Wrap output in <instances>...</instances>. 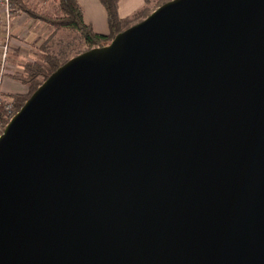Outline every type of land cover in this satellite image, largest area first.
Masks as SVG:
<instances>
[{
	"label": "water",
	"instance_id": "water-1",
	"mask_svg": "<svg viewBox=\"0 0 264 264\" xmlns=\"http://www.w3.org/2000/svg\"><path fill=\"white\" fill-rule=\"evenodd\" d=\"M0 264H264V0H171L73 57L0 136Z\"/></svg>",
	"mask_w": 264,
	"mask_h": 264
},
{
	"label": "trees",
	"instance_id": "trees-1",
	"mask_svg": "<svg viewBox=\"0 0 264 264\" xmlns=\"http://www.w3.org/2000/svg\"><path fill=\"white\" fill-rule=\"evenodd\" d=\"M13 1L19 4L23 12L29 15L32 19H36L49 25L55 30V32L63 28H72L77 30L81 33L87 45H89V49L103 47L110 44L119 33L127 30L137 23H140L151 14L148 12L147 8H143L132 17L121 19L119 16L120 0H100L106 11L110 30V34L108 36H104L95 33L93 29L85 23L83 11L76 0H56L58 10L53 16L30 9L22 0ZM168 1L171 0H166L164 3ZM146 3H150V0H146ZM163 4L159 3L156 6V9ZM50 50V48L47 50L46 47H43V52L45 53L42 55V62L28 63L25 68V77H20L21 82L25 86H29L31 92L30 97L37 91L45 80H47L55 71H57V69L68 61L59 59L58 56L53 52H50ZM14 98L18 110H20L25 101L29 99L26 98L25 100V98L16 96ZM2 115V112H0V136L8 123V120Z\"/></svg>",
	"mask_w": 264,
	"mask_h": 264
},
{
	"label": "crops",
	"instance_id": "crops-1",
	"mask_svg": "<svg viewBox=\"0 0 264 264\" xmlns=\"http://www.w3.org/2000/svg\"><path fill=\"white\" fill-rule=\"evenodd\" d=\"M76 1L83 11L85 23L90 26L95 33L108 36L110 34L108 18L100 0ZM153 1L156 2V7L163 0ZM146 4V0H120L119 16L121 19H127L129 17H132L135 13L142 10L146 6ZM38 22L30 17H27L25 13L16 17L13 20L12 47L8 69L9 74L8 77L5 79L7 81V94H16L21 91V88H19L18 85V81L14 80L12 78V75L17 72L19 65L24 60H22V55H20L22 48L24 49L27 46V42H30L29 45L39 48V54L37 55V57L41 55L42 59V55H44L45 52H43V48H41V46H45V44L47 43V39L51 37L53 32H55V30L49 25ZM18 56H20L21 58L17 63V60H14V58H19ZM27 56L28 55H26V57ZM26 57L24 56L23 58Z\"/></svg>",
	"mask_w": 264,
	"mask_h": 264
},
{
	"label": "rangeland",
	"instance_id": "rangeland-1",
	"mask_svg": "<svg viewBox=\"0 0 264 264\" xmlns=\"http://www.w3.org/2000/svg\"><path fill=\"white\" fill-rule=\"evenodd\" d=\"M22 1L30 9H34L36 11H39L40 13H44L47 15L53 16L55 14V12L58 10L56 0H54V1H49V0H22ZM165 1L166 0L161 1L160 4H163ZM155 4H156L155 1L150 0V3L146 4V6L144 8H147L148 12L152 13L156 10ZM17 5L19 6V4H17ZM23 13H25V12H23V10H22V14ZM27 17H30V16L27 15ZM34 20H36V19H34ZM36 21L38 22V20H36ZM41 23L43 24V22H41ZM19 35H21V34H19ZM46 42L47 43L45 44V46L43 45V46H41V48L46 47L47 50H48V48H50L51 49L50 52H53L54 54H56L58 56V58L61 60H70L73 57L80 55V54L84 53L87 49H89V45H87V43L84 41V38L82 37L81 33L78 32L77 30L72 29V28H63L61 30H57L56 32H53L51 37L48 38ZM29 44H30V42H27V46L24 49L22 48L21 54L19 53L20 55H22V60L24 59L25 61L23 60V62L19 65L17 72L15 71L16 73L12 75V78L14 80L18 81V85H19V88H21V91L19 93H16V94L15 93H12V94L6 93L8 89L6 87L7 81L5 79L8 77L9 70L5 72L6 74L4 75L3 79L2 78L0 79L1 82L3 81L2 84L0 83V86H1L0 92H1V95L3 97V101L5 103L11 102L13 104L12 109L14 110V112H17V113L20 110H18V108H17L14 97L15 96L16 97H22V98H25V100H26V98L28 99L30 97V94H31L29 86H25L21 82L20 77L21 78L25 77V68H26V65L28 63H35V62L41 63L42 62L41 61V55L39 57H37V55L39 54V48L33 47ZM11 47H12V44H11ZM26 55H28V56L26 57ZM24 56L26 58H23ZM18 57L19 58H16V59L14 58V60H17V63L19 62V59L21 58L20 56H18ZM8 69H9V65H8ZM25 103H26V101H25ZM0 112H2V114H3L2 116L4 117L6 110L3 108V110H1Z\"/></svg>",
	"mask_w": 264,
	"mask_h": 264
},
{
	"label": "built area",
	"instance_id": "built-area-1",
	"mask_svg": "<svg viewBox=\"0 0 264 264\" xmlns=\"http://www.w3.org/2000/svg\"><path fill=\"white\" fill-rule=\"evenodd\" d=\"M21 14V8L13 0H0V79H3L5 72L8 71L13 37V20ZM2 82L0 81L1 84ZM12 107L13 104L11 102L5 103L3 101L0 92V111L3 108L6 110L4 118L8 120V123L17 114Z\"/></svg>",
	"mask_w": 264,
	"mask_h": 264
}]
</instances>
